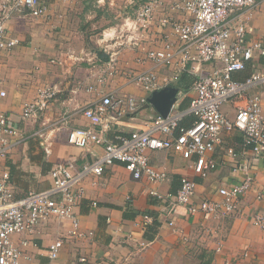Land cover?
<instances>
[{
	"label": "crops",
	"instance_id": "obj_1",
	"mask_svg": "<svg viewBox=\"0 0 264 264\" xmlns=\"http://www.w3.org/2000/svg\"><path fill=\"white\" fill-rule=\"evenodd\" d=\"M47 6L46 17L14 18L8 27L19 43L10 50L0 51L1 88L6 92L0 97V110L6 111L19 129L9 154L0 158V166L9 171L8 182L16 197L48 187V171L54 163L72 157L80 166L102 153L101 145L83 149L70 144L67 136L73 128L92 126L81 108L103 94L130 93L146 98L153 90L175 86L178 92L173 110L188 107L195 95L191 86L197 75L192 69L194 61L176 70L173 65L137 61L142 56L140 52L124 49L116 55L115 72L107 73L114 44L95 38L99 29H112L117 22L114 12L106 5L99 6L96 0H47ZM263 10L264 3L252 12L253 38L263 36ZM79 54L84 60L69 56ZM253 61L264 68V54L255 56ZM201 68L205 72L212 65L205 63ZM127 69L154 73L157 88L149 91L130 82L124 74ZM250 71L247 67L234 76L244 78ZM184 72L192 79L189 85H178ZM45 85H56L59 92L46 113L47 134L38 137L36 131L42 119L22 120L19 114L24 103ZM89 85L93 87L91 90H87ZM255 92L261 94L264 116V85L251 89L249 94ZM222 110L228 117L234 116L231 103H225ZM65 114L68 121L56 123ZM157 114L151 105L143 104L136 113L119 121L108 119L103 135L113 140L118 133L145 129ZM193 119V115H188L181 125L187 126ZM242 138L238 130L222 132V143L208 154L216 167L205 176L194 170L195 155L184 159L169 149L147 151L151 165L166 172L165 181L135 179L120 162L106 166L101 175L86 177L80 184L83 196L74 209L84 236L70 235L68 219L50 218L40 223L31 235L13 236L16 244L23 238L28 241L23 251L29 258L22 259L20 264H218L223 260H233L234 264H264V230L252 223V215L264 211V156L255 157ZM244 164L248 165L254 182L240 197L239 209L231 216L213 218L200 211L192 215L178 207L171 218L165 216L158 199L150 194L151 189L174 193L180 177L187 175L196 183L194 200L199 202L215 196L220 184L239 182L243 175L239 166ZM145 213L150 220H144ZM58 237L63 238V246L59 256L51 260L47 248ZM81 256L85 262L79 261ZM239 256L243 257L239 259Z\"/></svg>",
	"mask_w": 264,
	"mask_h": 264
},
{
	"label": "built area",
	"instance_id": "obj_2",
	"mask_svg": "<svg viewBox=\"0 0 264 264\" xmlns=\"http://www.w3.org/2000/svg\"><path fill=\"white\" fill-rule=\"evenodd\" d=\"M96 3L102 7L106 5L117 20L115 27L100 33L103 41L114 44L107 63L109 75L115 72L116 55L124 49L140 52L142 56L137 61L173 65L176 70H182L188 61H194L196 64L192 69L197 75L191 86L195 95L188 107L170 109L165 117L157 114L148 121L147 128L118 133L113 140L103 135L108 119L115 122L136 113L147 103V97L108 92L85 105L81 112L92 126L69 130L67 141L83 149L101 145L102 153L80 166L72 157L54 163L48 171L50 185L44 189L29 190L16 197L8 182L9 171L0 166V264H20L22 259H28L23 251L27 239L16 244L13 236L31 235L40 223L50 218L68 219L70 235L84 236L74 211L83 196L80 184L88 176L101 175L113 162L122 163L135 179L159 183L167 180L166 172L151 165L147 151L171 149L184 159L195 155L194 170L205 176L216 167L208 154L222 143V132L232 130L242 133L243 144L255 157L264 156L261 94H249L251 89L264 85V68L253 61L255 56L264 54V10L261 12L263 36L252 37L251 23L252 12L264 0H96ZM47 12V0H0V51L10 50L19 43V39L9 32L8 25L14 18L46 17ZM69 56L73 60H84L81 54ZM205 63L211 64L212 68L203 72L201 67ZM247 67L251 71L244 78L234 76L235 72ZM124 74L130 82L146 90L157 88V77L150 71L127 69ZM103 80V76L99 77V81ZM92 88L89 85L87 90ZM58 92L56 85L41 86L22 107L19 114L22 120L42 119L41 127L36 131L38 137L47 134L46 113ZM5 95L0 81V97ZM225 103H231L235 110L232 118L222 110ZM188 115H193V121L182 126L181 121ZM67 121L68 114H65L56 123ZM18 134L19 129L9 114L0 110V158L9 154ZM228 151L233 153L232 149ZM239 168L243 172L239 182L222 183L215 196L199 202L194 200L196 183L187 175L180 177L174 193L151 189L150 194L158 199L165 216L171 217L178 207L192 215L200 211L213 218L231 216L239 209L240 197L254 182L248 165ZM143 218L147 221L151 217L145 213ZM252 223L264 230V211H256ZM169 224H172L171 220ZM62 246V237L50 242L48 257L56 259ZM85 260V257H79L80 262ZM218 264H234V261L223 260Z\"/></svg>",
	"mask_w": 264,
	"mask_h": 264
},
{
	"label": "water",
	"instance_id": "obj_3",
	"mask_svg": "<svg viewBox=\"0 0 264 264\" xmlns=\"http://www.w3.org/2000/svg\"><path fill=\"white\" fill-rule=\"evenodd\" d=\"M177 88L175 86H164L158 90H153L147 97L145 105H151L159 115L166 116L177 97Z\"/></svg>",
	"mask_w": 264,
	"mask_h": 264
},
{
	"label": "trees",
	"instance_id": "obj_4",
	"mask_svg": "<svg viewBox=\"0 0 264 264\" xmlns=\"http://www.w3.org/2000/svg\"><path fill=\"white\" fill-rule=\"evenodd\" d=\"M191 79H192L191 76L189 74H187V72H184L183 75L177 81V84L180 85L182 83L185 86L189 85Z\"/></svg>",
	"mask_w": 264,
	"mask_h": 264
},
{
	"label": "rangeland",
	"instance_id": "obj_5",
	"mask_svg": "<svg viewBox=\"0 0 264 264\" xmlns=\"http://www.w3.org/2000/svg\"><path fill=\"white\" fill-rule=\"evenodd\" d=\"M101 31H102V29H99V31H98L97 33H95V34H96V35H95V38H97V37H101V36H100Z\"/></svg>",
	"mask_w": 264,
	"mask_h": 264
}]
</instances>
